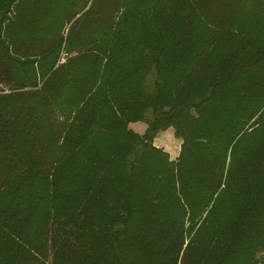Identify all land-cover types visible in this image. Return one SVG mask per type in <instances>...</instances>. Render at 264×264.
Here are the masks:
<instances>
[{
	"label": "trees",
	"instance_id": "trees-1",
	"mask_svg": "<svg viewBox=\"0 0 264 264\" xmlns=\"http://www.w3.org/2000/svg\"><path fill=\"white\" fill-rule=\"evenodd\" d=\"M0 264H264V0H0Z\"/></svg>",
	"mask_w": 264,
	"mask_h": 264
},
{
	"label": "rangeland",
	"instance_id": "rangeland-1",
	"mask_svg": "<svg viewBox=\"0 0 264 264\" xmlns=\"http://www.w3.org/2000/svg\"><path fill=\"white\" fill-rule=\"evenodd\" d=\"M131 128L142 134L146 130V124L144 122H136L131 125ZM154 144L156 147L163 148L166 152L169 153L171 159H176L181 152L182 140L174 135L172 129H168L160 132L154 139Z\"/></svg>",
	"mask_w": 264,
	"mask_h": 264
}]
</instances>
